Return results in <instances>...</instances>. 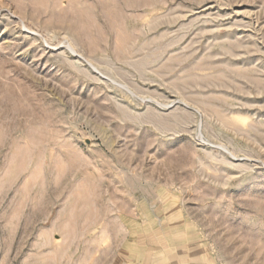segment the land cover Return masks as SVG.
Listing matches in <instances>:
<instances>
[{
	"label": "rangeland",
	"instance_id": "rangeland-1",
	"mask_svg": "<svg viewBox=\"0 0 264 264\" xmlns=\"http://www.w3.org/2000/svg\"><path fill=\"white\" fill-rule=\"evenodd\" d=\"M0 264H264V0H0Z\"/></svg>",
	"mask_w": 264,
	"mask_h": 264
}]
</instances>
